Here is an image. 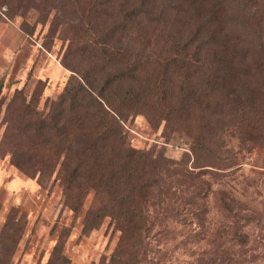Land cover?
Instances as JSON below:
<instances>
[{"label": "trees", "instance_id": "obj_1", "mask_svg": "<svg viewBox=\"0 0 264 264\" xmlns=\"http://www.w3.org/2000/svg\"><path fill=\"white\" fill-rule=\"evenodd\" d=\"M58 1L105 7L107 19L65 24L72 35L60 60L69 72L60 95L39 110L45 83L28 100L16 91L0 147L23 174L56 183L75 215L92 193L83 231L109 218L119 232L97 264H144L152 211L181 215L196 203L202 175L218 169L226 150L223 131L233 126L241 140L264 145V1ZM138 115L185 135L189 150L173 160L163 149L133 148L125 126ZM188 188L190 205L179 210ZM46 264H68L58 245Z\"/></svg>", "mask_w": 264, "mask_h": 264}, {"label": "rangeland", "instance_id": "obj_2", "mask_svg": "<svg viewBox=\"0 0 264 264\" xmlns=\"http://www.w3.org/2000/svg\"><path fill=\"white\" fill-rule=\"evenodd\" d=\"M35 3L40 9L31 6ZM85 4L55 0L49 6L34 0L27 5H0V144L7 126V104L16 91L28 100L38 89V81L45 83L39 110L60 95L69 75L60 60L72 35L65 24L107 19L105 7L89 10ZM125 129L135 149H163L166 157L179 160L190 148L185 135L164 133V123L153 126L142 115ZM223 139L226 150L217 156L218 169L202 175V197L195 198L193 205L186 203L192 199L188 188L183 200L175 204L179 210L190 205L184 214L152 211L154 226L144 264H264V145L241 140L233 126L223 131ZM9 158L2 145L0 260L46 264L56 245L68 264H97L102 256L110 255L119 236L112 220L103 219L91 231L82 228L92 193L75 215L64 205L56 183L39 184L16 169ZM230 198L233 201L225 205Z\"/></svg>", "mask_w": 264, "mask_h": 264}]
</instances>
